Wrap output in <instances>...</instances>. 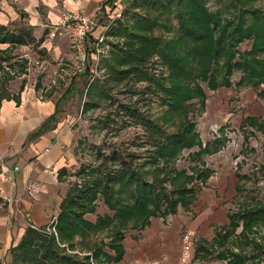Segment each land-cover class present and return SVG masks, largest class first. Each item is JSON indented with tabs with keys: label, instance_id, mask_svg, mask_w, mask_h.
Listing matches in <instances>:
<instances>
[{
	"label": "trees",
	"instance_id": "1",
	"mask_svg": "<svg viewBox=\"0 0 264 264\" xmlns=\"http://www.w3.org/2000/svg\"><path fill=\"white\" fill-rule=\"evenodd\" d=\"M114 1L108 0L104 6ZM131 1L134 8L144 12L131 13V20L125 23L123 19H118L116 25L109 28V36L121 39L111 49V59L105 65L110 81L116 84L131 78L137 82L148 81L160 96L162 106L167 108V119L190 110L189 102L194 99H199L203 107L206 94L200 82H205L211 90L220 86L232 87L230 78L235 71L242 73L237 89L251 87L258 91V97L264 101L263 11L241 7L238 16L227 19L221 11H210L208 0ZM228 1H231L233 8L255 0ZM171 17L177 19V27L170 25ZM162 19L169 22L168 25L164 24V28L170 32V39L154 34L155 28L161 27ZM246 41L252 42L251 49L240 52L239 46ZM42 43L43 39H36L31 27L12 29L0 24V44H8L13 49L21 46L38 48ZM155 57L167 67L168 77L149 74L146 65ZM7 61L8 58L0 57V69L2 63ZM7 76L8 73H5L4 77ZM2 81L0 79V83ZM94 82L87 88L89 103L84 104V112L99 106L94 101L97 92L93 88ZM2 94H5L4 91ZM102 94L101 91L100 96ZM122 108L136 124L144 128L150 138V159L133 169L131 161H124L113 153L110 158L112 166L104 162L105 165H99L98 169L82 167L78 173L82 179L71 185L61 204L57 235L49 234L47 227H29L21 243L12 248V256L17 254L18 260L35 264H92L89 256L80 260L76 255H69L62 245L74 250L91 237L106 232L110 239L107 246L115 256L106 255V243L103 241L83 248L92 250L93 259L98 264L117 263L125 255L122 242L127 231L142 230L152 218H165L178 213L180 208L190 210L196 201L195 182L206 183L212 173L206 167L200 169L199 165L205 166L203 157L218 153L229 142L224 131L221 137L204 144L190 120L179 131L167 133L163 132L157 121L145 118L131 105ZM248 126L264 131V121L256 117L244 120L243 127ZM194 148H198V151L192 154L191 160L198 162V165L190 169V175L187 170H178L176 163L184 151ZM105 159L107 161L109 158ZM66 174L63 173L62 177ZM167 184L171 190H168ZM102 200L112 215L99 216L96 223L89 222L86 216L96 213L97 202ZM229 220L228 227L216 231L214 245L222 247L237 235L248 248L258 246L255 236L258 237V226L264 224V209H244L230 216ZM240 227L242 230L237 234ZM86 245L89 246V243ZM238 251L230 255L226 250L220 256L229 258L231 264H247L252 257L245 255L244 249Z\"/></svg>",
	"mask_w": 264,
	"mask_h": 264
},
{
	"label": "rangeland",
	"instance_id": "2",
	"mask_svg": "<svg viewBox=\"0 0 264 264\" xmlns=\"http://www.w3.org/2000/svg\"><path fill=\"white\" fill-rule=\"evenodd\" d=\"M74 1L77 4L79 2V0ZM58 2L62 7L64 6V0H58ZM132 4L131 0H115L107 7L102 5L99 11L93 13V16L102 26H106L110 20L111 26H115L118 19H123L126 23L131 20V13L144 12L142 9L140 11L134 8ZM207 7L212 12L221 11L223 16L229 19L238 16L237 13L240 12L241 7L242 9H259L264 13V0H255L233 8L231 1L228 0H208ZM38 8L44 15L45 6L39 4ZM67 13L89 15L84 8L66 11L63 14ZM21 19L8 26L17 29L21 24L30 25L28 16L25 21L23 15ZM60 23L59 21L42 29L39 38L43 39L44 44L41 48L19 47L6 49L0 54V57L8 58L7 62L2 63L0 69V79L3 80L0 83V92L1 94L3 91L6 92L8 87L11 90L14 89L20 84L21 79L28 75L25 79L29 84L37 86L40 94L46 98L53 97L58 102L61 116L66 117L71 125L76 145L75 156L78 159V164L70 171V178L67 179L68 189L73 183L82 179L78 174L82 167L92 166L93 169H98L105 165L104 162L112 166L110 158L113 153L124 161H131L133 169L147 163L150 159L151 140L144 128L136 124L135 120L122 108L124 105H131L145 118L157 121L162 126L163 132L179 131L188 120L192 121L195 124L196 133L204 144L221 137L224 131L229 142L218 153L205 155L202 159L205 166L199 165L200 169L208 168L212 172L209 180L206 183L195 182L194 187L199 192L202 188L216 187L217 183L221 184L217 189L221 188L222 200L216 210H218L217 220L225 221L227 224L225 227L230 224V216L239 214L244 209H264V131L254 130L249 126L243 127L247 117H256L264 121V101L258 97V91L251 87L237 89V83L242 76L241 72L235 71L232 74L230 88L220 86L216 90H211L205 82H200L206 94L203 107L199 99H194L189 102L190 110L187 109L168 120L165 116L167 108L162 106L160 96L148 81L137 82L135 78H131L116 84L109 80L105 65L111 59V49L121 40L109 36L110 29L104 33L101 27L89 36L85 45V59H83L84 56L73 48L69 31L66 27H61ZM161 23V27L155 28L154 34L170 39L172 37L170 32L164 28V24L168 25L169 22L162 19ZM170 25L172 28L177 27L175 17H171ZM52 32H55V37L50 36ZM102 34L104 42L100 43V53L96 52V43ZM251 46L252 42L246 41L239 46V50L240 52L249 51ZM146 68L150 75L169 76L167 67L158 57L153 58ZM5 73H8L7 78L4 77ZM93 81H95L93 88L97 90L94 101L99 106L84 112V104L89 103L87 88ZM101 91L103 94L100 96ZM196 151L198 148L184 151L176 163L177 169L187 170L188 174L192 175L190 169L198 165V162L191 160L192 154ZM106 157L109 158L107 161ZM167 188L171 190L169 184ZM97 207L98 216L112 215L103 200L97 202ZM179 210L182 211V208ZM241 227L237 230V234L241 232ZM258 228V237L255 236L258 244L256 248H248L245 241H240L241 239L235 235L225 243L224 246H228L223 251L228 250L231 255L239 253L238 249H244L245 255L252 257L247 264H264V224ZM92 238L107 239L108 242L109 235L102 232L99 233L98 238L91 237L83 243L85 248L93 246ZM88 243L89 246L86 245ZM62 247L69 255H76L80 260L87 257L81 255L82 251L80 252L77 248L70 250L67 245ZM16 256L17 254L8 255L7 259L1 260V264H35L31 261L18 260ZM223 259L225 260L223 264H231L229 258Z\"/></svg>",
	"mask_w": 264,
	"mask_h": 264
},
{
	"label": "crops",
	"instance_id": "3",
	"mask_svg": "<svg viewBox=\"0 0 264 264\" xmlns=\"http://www.w3.org/2000/svg\"><path fill=\"white\" fill-rule=\"evenodd\" d=\"M107 1L79 0L77 4L74 0H64L62 7L58 0H0V24L8 26L16 20L21 21L22 15L24 21L28 16L30 25H21L34 28V36L41 40L39 37L42 29L61 21L64 12L84 8L89 15H93ZM39 4L45 6L44 15L38 8ZM43 44L44 42L38 48ZM0 46V50L3 51L12 49L8 44ZM22 47L30 49L34 46L20 48ZM25 77L14 89L8 87L4 95L0 92L2 261L11 255L13 247L21 243L29 227H48L52 219L59 216L61 204L68 192L67 179L70 178V171L78 164L73 131L67 118L61 116L58 102L53 97L46 98L40 94L38 87L29 84ZM63 173L67 174L62 177ZM219 186L221 184L217 183L216 187L210 186L199 190L190 210L182 209L165 218H152L144 229L128 231L122 242L125 251L123 260L106 264L225 263L220 254L228 245L221 247L214 245L213 241L215 232L227 225L225 221L217 220L216 209L222 200L221 188L217 189ZM98 214L99 211L89 214L86 219L96 223ZM188 231L197 234L198 242L193 251L192 262L184 263L181 259L182 238ZM98 236L99 234L97 238ZM92 240L94 244L100 241L106 243L104 247L106 255L115 256L107 246L110 239L108 242L107 239ZM77 241L84 242L81 239ZM80 246L77 249L82 251L81 253L92 252L84 249V245Z\"/></svg>",
	"mask_w": 264,
	"mask_h": 264
},
{
	"label": "built area",
	"instance_id": "4",
	"mask_svg": "<svg viewBox=\"0 0 264 264\" xmlns=\"http://www.w3.org/2000/svg\"><path fill=\"white\" fill-rule=\"evenodd\" d=\"M61 27H66L70 33L72 39L73 48L85 59V45L89 39V36L93 32L99 30L102 27L104 33L111 27V20L106 26H102L99 20L93 15H85L83 13H67L64 15L63 19L60 21ZM51 37H55V32L50 34ZM104 42V35L102 34L96 43V52H100V43ZM101 53V52H100ZM57 217L52 219L50 225L47 227V232H56ZM198 242L197 234L194 231H188L184 234L182 238V252L181 259L184 263H191L193 259V251ZM78 253V252H77ZM80 254V253H79ZM81 255L89 256L92 264H98L91 253H82ZM154 264V263H147Z\"/></svg>",
	"mask_w": 264,
	"mask_h": 264
}]
</instances>
